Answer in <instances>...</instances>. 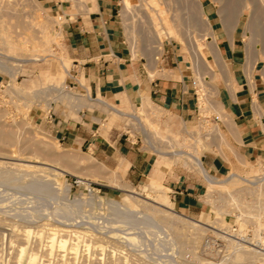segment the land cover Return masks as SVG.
I'll use <instances>...</instances> for the list:
<instances>
[{"label":"rangeland","instance_id":"obj_1","mask_svg":"<svg viewBox=\"0 0 264 264\" xmlns=\"http://www.w3.org/2000/svg\"><path fill=\"white\" fill-rule=\"evenodd\" d=\"M119 13L133 60L155 65L173 50L189 67L197 98L194 127L177 125L151 103L132 110L113 107L136 116L143 127L131 116L109 112L104 128L155 160L152 173L136 185L129 183L126 166L103 167L90 150L62 148L38 115L73 103L59 90L76 94L69 87L74 73L64 18L38 0H0V264H28L31 255L34 264H263L264 256L245 253L237 243L264 249V182H251L264 178V163L234 159L219 125L224 113L218 91L222 38L237 37L248 65L264 70V0H124ZM178 154L201 161L222 156L230 166L224 174L206 170L220 181L210 185L191 158ZM31 166L64 172L44 174ZM233 174L240 179L227 184ZM182 176L201 190L196 213L172 202L168 184ZM151 179L160 190L149 191L150 197L165 199L170 211L203 225L172 215L169 222L164 213L129 199L131 192L145 196Z\"/></svg>","mask_w":264,"mask_h":264},{"label":"crops","instance_id":"obj_2","mask_svg":"<svg viewBox=\"0 0 264 264\" xmlns=\"http://www.w3.org/2000/svg\"><path fill=\"white\" fill-rule=\"evenodd\" d=\"M38 1L64 18L63 40L74 73L69 87L76 91H63L73 103L55 105L46 116L41 113L40 124L62 148L90 150L103 167L126 166L129 183H141L152 173L154 158L103 123L110 111H119L115 108L132 110L151 103L168 112L177 125L194 127L197 98L189 67L173 50L155 65L133 60L119 13L124 0ZM238 41L235 36L221 39L223 80L218 101L224 114L219 125L233 158L259 166L264 163V70L248 65ZM202 162L213 174H224L230 166L222 156L205 157ZM194 182L182 176L168 184L173 204L188 213L202 208L201 190Z\"/></svg>","mask_w":264,"mask_h":264},{"label":"bare ground","instance_id":"obj_3","mask_svg":"<svg viewBox=\"0 0 264 264\" xmlns=\"http://www.w3.org/2000/svg\"><path fill=\"white\" fill-rule=\"evenodd\" d=\"M198 4V6L201 8V5H200V3H197ZM17 49V48H16ZM16 58V57H15ZM28 60V59H27ZM24 62H25V60H23ZM67 70V69H66ZM10 89V88H9ZM59 93H62L63 91L62 90H59L58 91ZM105 106V105H104ZM110 112H112V111H110ZM116 112V114H118L119 116H121L122 118H124V119H126L127 117H129V116H131V118H132V120L133 121H135V122H137L139 125H141L142 127H143V125H142V123H141V121H139V119L136 117V116H132V115H129V114H127V113H125V112H121V111H115ZM114 112V113H115ZM130 118V119H131ZM131 120V121H132ZM218 131H220V130H218ZM9 141V140H8ZM155 151L157 152V153H159L160 155H165L164 154V152H162V150L161 149H155ZM52 152V151H51ZM178 155H181V156H186L188 159L189 158H191L190 160L192 161V163L191 164H193V166L206 178V180L210 183V185H214V184H219L220 183V181H218V180H216V178H214L212 175H210L207 171H206V169L204 168V166H203V163H202V161H201V159L199 158V157H197L196 155L195 156H192V157H189V155L188 154H178ZM52 156H54V154H52ZM179 157V156H178ZM16 161V160H15ZM23 161V160H22ZM24 162V161H23ZM31 162V161H30ZM42 162V161H41ZM40 163V162H39ZM50 166V165H49ZM32 167H35L36 169H38V172H42V173H46V171L47 170H49L50 168H47V167H37V166H31V167H29V168H32ZM51 170V169H50ZM51 171H56V172H58L59 174H61V172H64L63 170H61V169H58V168H54V170L52 169ZM11 173V172H10ZM9 173V174H10ZM49 173V172H48ZM7 173L5 172V175H6ZM39 174V173H38ZM34 175H35V173H34ZM9 177L7 176V179H8ZM44 179V178H43ZM239 180L240 178H239V176H237V175H235V174H233V175H230L229 176V178H228V180H227V184H228V182L229 181H233V180ZM247 182V181H246ZM252 183H253V185L255 184H260V183H263L264 182V178H262V179H254V181L252 180L251 181ZM233 183H235V182H233ZM160 184V183H159ZM162 186V185H161ZM159 186H157V182H156V180H154V179H151L150 180V182L144 187V193H146L145 194V196H142L140 193H135V192H131L130 193V195H129V199H132L137 205H139V204H142V207L144 208V209H146V210H150L151 212H155V214H157V211L158 212H160V213H164V218L166 219V220H168L169 222H170V215H172V216H174V217H178L179 218V220L181 219L182 221H185V222H187V223H191V224H193V225H195V226H198V225H203V223H201L200 221H194V220H192V219H188V218H182L181 216H178L177 214H175L173 211H170L171 209H170V207H169V204L167 203V201H165V199H162V198H159V197H156V198H152V197H150L149 196V191H151V190H157V188H158ZM159 189V188H158ZM160 190V189H159ZM155 191H153V192H155ZM158 191V190H157ZM161 192V191H160ZM127 203V206H129L130 207V209L132 208V207H134V203H132V204H129L128 202H126ZM113 204V203H112ZM133 209V208H132ZM138 214H141V215H143V217H149V215H151V216H154L153 214H150V213H146V212H140V213H138ZM158 216V215H157ZM159 216H161V215H159ZM156 217V216H155ZM162 217V218H163ZM177 218V219H178ZM170 225V224H169ZM188 225V224H187ZM191 226V225H190ZM196 228H198V227H196ZM223 229V228H222ZM27 232V231H26ZM58 232V231H57ZM220 232V231H219ZM27 233H29V232H27ZM53 236H56V235H54L53 234ZM55 238V237H54ZM57 241V240H56ZM55 242V241H54ZM65 244H66V242L65 241H63V240H61L60 242H59V247L60 248H64V246H65ZM70 244V243H69ZM52 245V244H51ZM67 245V244H66ZM73 245V247H74V244H72ZM71 245V246H72ZM237 246H239V249H241V250H243V251H245V253L246 252H249V251H252V252H254L255 254H257L258 256H264V249H260V248H257L255 245H252L251 243H237ZM251 246H253V247H251ZM73 247H70V248H72L73 249ZM53 248V247H52ZM56 248V247H55ZM24 253V249H22L21 250V254H23ZM240 253V252H239ZM31 255V254H30ZM35 255V254H34ZM257 255H255V256H257ZM236 257V256H235ZM238 257V256H237ZM236 257V258H237ZM254 257V256H253ZM37 258V257H36ZM28 264H34V262L37 260H35V256H33V255H31L29 258H28ZM122 260V259H121ZM123 262V261H122ZM263 264H264V262H263Z\"/></svg>","mask_w":264,"mask_h":264},{"label":"built area","instance_id":"obj_4","mask_svg":"<svg viewBox=\"0 0 264 264\" xmlns=\"http://www.w3.org/2000/svg\"><path fill=\"white\" fill-rule=\"evenodd\" d=\"M187 134H189V133L187 132ZM148 145H149V148H150L151 150H153L154 152H155V149H159V148H157L155 145H153V143H151V142H149ZM242 238H243V237H242ZM244 239H245V238H244Z\"/></svg>","mask_w":264,"mask_h":264}]
</instances>
